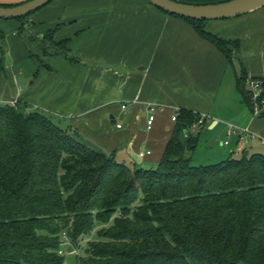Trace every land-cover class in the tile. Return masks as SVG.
<instances>
[{
	"label": "trees",
	"instance_id": "trees-1",
	"mask_svg": "<svg viewBox=\"0 0 264 264\" xmlns=\"http://www.w3.org/2000/svg\"><path fill=\"white\" fill-rule=\"evenodd\" d=\"M159 9L232 62L238 40ZM29 15L16 18L22 30ZM59 26L35 40L55 42ZM248 77L242 69L237 85L251 103ZM200 116L179 109L158 165L144 168L79 140L52 112L0 101V264H63L71 249L83 252L77 264H264V152L242 147L195 164Z\"/></svg>",
	"mask_w": 264,
	"mask_h": 264
},
{
	"label": "crops",
	"instance_id": "crops-1",
	"mask_svg": "<svg viewBox=\"0 0 264 264\" xmlns=\"http://www.w3.org/2000/svg\"><path fill=\"white\" fill-rule=\"evenodd\" d=\"M231 18L206 26L226 40H238V46H231L230 63L188 21L148 0H54L30 19L40 35L60 25L55 42L32 40L25 33L24 40L8 42L9 52L5 42L4 52L18 66L5 63L0 70V101L22 99L52 112L87 143L131 166L158 165L176 125L172 114L181 108L208 116L200 131L222 124L223 146L209 142L211 148L229 152L227 156L242 147L261 151L264 107L258 115L244 107L237 80L244 69L247 76L264 81V6ZM149 104L157 106L150 130ZM228 123L260 137H228ZM146 150L151 153L141 156Z\"/></svg>",
	"mask_w": 264,
	"mask_h": 264
},
{
	"label": "water",
	"instance_id": "water-1",
	"mask_svg": "<svg viewBox=\"0 0 264 264\" xmlns=\"http://www.w3.org/2000/svg\"><path fill=\"white\" fill-rule=\"evenodd\" d=\"M54 0H26L22 3L0 5L1 19H16L35 12ZM167 12L191 19L217 20L253 12L264 6V0H226L215 3H188L181 0H148ZM189 135L190 131H186Z\"/></svg>",
	"mask_w": 264,
	"mask_h": 264
},
{
	"label": "rangeland",
	"instance_id": "rangeland-1",
	"mask_svg": "<svg viewBox=\"0 0 264 264\" xmlns=\"http://www.w3.org/2000/svg\"><path fill=\"white\" fill-rule=\"evenodd\" d=\"M26 1V0H25ZM34 13L29 15V19L31 20L30 17L33 16ZM242 16V15H241ZM226 19H222V20H227ZM8 20V21H5ZM229 20H233L232 18H229ZM8 22V23H7ZM14 22H20L18 19H0V31L2 32V38L0 39V44H1V48H0V61L1 59L3 60V63L1 65L2 69L5 63H8L10 65L15 66L17 68L18 65L14 64V62L12 61L11 56L8 54H6V52H4L5 50V42L7 43V51L9 52L8 49V42L10 40H24V34L27 33L28 35H30V39L35 40V38L39 35V30H36L35 24H28L27 26H29V30H22V24H20V26H18L16 24V26L12 25L15 24ZM209 22H212V20H209ZM232 22V21H231ZM64 33H66L64 31ZM61 36V31L59 32V34L57 35V37ZM11 60V61H10ZM33 62V61H31ZM28 63V62H26ZM25 63V65H26ZM0 67V70H1ZM2 71V70H1ZM245 99V98H244ZM18 99L15 100H10L11 103H15L17 102ZM243 106L248 108V110L250 109V111H252V107H251V103L248 100H245V102L243 103ZM65 122V120H64ZM63 125H65V123H63ZM206 126V125H205ZM221 126L222 124H220L218 127L214 128V129H206V127H204L199 134V143L197 145V148L195 149V156H194V160L193 162L195 164H201V163H215L218 162L222 159H225L226 157H228L227 155L229 154V152L227 154H224L223 151L221 149H216V148H220L221 142H223V138H224V134L221 131ZM72 134H74V132H71ZM227 133V132H226ZM77 138L79 140H83L84 142L86 140H84V137L79 133L77 135ZM228 138V137H227ZM209 142H211L212 146H218V147H213L211 148V144H209ZM262 148V152H264V146L261 147ZM254 150V149H252ZM251 151V150H250ZM78 252L83 253L82 250L77 249ZM65 261L63 264H77V254L76 253H68L67 251L65 252Z\"/></svg>",
	"mask_w": 264,
	"mask_h": 264
},
{
	"label": "built area",
	"instance_id": "built-area-1",
	"mask_svg": "<svg viewBox=\"0 0 264 264\" xmlns=\"http://www.w3.org/2000/svg\"><path fill=\"white\" fill-rule=\"evenodd\" d=\"M247 84L249 89L251 90V105H252V110L255 115L261 114L263 107H264V81L261 78H255V77H248L247 78ZM123 107H126V105H123ZM156 104H149L148 105V118L146 121V128L148 130L153 128L154 122L156 120ZM179 115V110L175 111L172 114V120L176 121ZM208 119V116L206 114H201V116L198 118V120L192 125L191 130L193 131H199L202 126L206 123ZM228 128H227V136L230 137L232 135H237V136H248V137H254V138H259L256 133H252L250 130L247 128H243L231 123H228ZM118 127H121V124H117ZM262 141L264 142V138H262ZM226 144L229 143L228 140L225 141ZM150 150L146 151H141L140 155L145 156L146 154H150ZM65 243L66 245H70V241L68 238L65 236ZM67 250L66 248H63L60 252L62 253L63 251ZM68 253H76V249H71L67 250Z\"/></svg>",
	"mask_w": 264,
	"mask_h": 264
}]
</instances>
